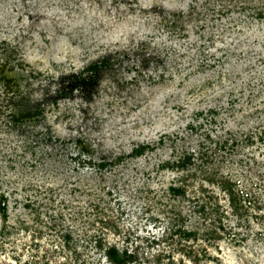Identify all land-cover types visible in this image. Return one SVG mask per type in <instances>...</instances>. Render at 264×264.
<instances>
[{"label":"rangeland","instance_id":"1","mask_svg":"<svg viewBox=\"0 0 264 264\" xmlns=\"http://www.w3.org/2000/svg\"><path fill=\"white\" fill-rule=\"evenodd\" d=\"M0 204V264H264V0H0Z\"/></svg>","mask_w":264,"mask_h":264},{"label":"trees","instance_id":"2","mask_svg":"<svg viewBox=\"0 0 264 264\" xmlns=\"http://www.w3.org/2000/svg\"><path fill=\"white\" fill-rule=\"evenodd\" d=\"M143 146L144 144H141L140 146L136 147L133 149L134 153L135 154H141L144 150H143ZM188 160V158H187ZM184 163V162H183ZM181 164V166H185L184 164ZM222 178V177H221ZM210 180V178L208 179ZM226 180L225 183L224 181H219L218 180V183L219 185L221 184V189L226 191L227 194H228V200H229V205L230 207H232V212L233 213H238V209H239V202H240V192L238 190L240 189H235L234 185L236 186V183H234L231 179H224ZM169 189L175 193H179L180 191H183L182 190V187L181 186H171L169 187ZM243 194V192H242ZM246 200L248 201L249 205L251 204V202L253 201V205L254 206H258V209H259V205H258V198H256L254 196V198H249V197H246ZM241 205V204H240ZM4 205H1L0 204V208H3ZM203 205H201L200 207V210L203 211V208H202ZM247 207V205L245 206V208ZM4 209V208H3ZM178 229H176V232H177ZM179 232H181L182 234L184 233L185 235H192L194 234L195 231H191V230H181L179 229ZM67 236V235H66ZM194 236V235H192ZM68 238V236H67ZM105 255L107 256L108 260L110 262H112V264H136L137 263V260H138V257L136 255L135 252L133 251H130L128 252V250L126 248L122 249V250H118L116 246L114 245H111V246H108L106 251H105ZM171 264H174V263H171Z\"/></svg>","mask_w":264,"mask_h":264}]
</instances>
